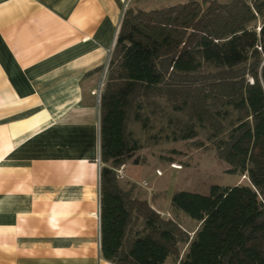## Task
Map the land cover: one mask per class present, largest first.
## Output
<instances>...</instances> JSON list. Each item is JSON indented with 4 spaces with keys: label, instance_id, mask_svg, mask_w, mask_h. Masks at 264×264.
Segmentation results:
<instances>
[{
    "label": "trees",
    "instance_id": "obj_1",
    "mask_svg": "<svg viewBox=\"0 0 264 264\" xmlns=\"http://www.w3.org/2000/svg\"><path fill=\"white\" fill-rule=\"evenodd\" d=\"M100 109V229L107 260L264 264V0L128 6ZM200 134L196 147L215 149L248 183L212 185L207 195L174 192L172 212L198 224L190 236L118 170L139 163L137 152L145 146Z\"/></svg>",
    "mask_w": 264,
    "mask_h": 264
},
{
    "label": "crops",
    "instance_id": "obj_2",
    "mask_svg": "<svg viewBox=\"0 0 264 264\" xmlns=\"http://www.w3.org/2000/svg\"><path fill=\"white\" fill-rule=\"evenodd\" d=\"M187 1L0 0V264H115L101 250L92 91L128 6Z\"/></svg>",
    "mask_w": 264,
    "mask_h": 264
},
{
    "label": "rangeland",
    "instance_id": "obj_3",
    "mask_svg": "<svg viewBox=\"0 0 264 264\" xmlns=\"http://www.w3.org/2000/svg\"><path fill=\"white\" fill-rule=\"evenodd\" d=\"M215 1L227 3L231 0ZM140 137L145 140L147 135L140 133ZM203 139L200 134L194 140L161 141L145 146L137 152L140 162H129L118 173L120 179L137 184L141 198L147 199L163 216L175 217L191 235L197 222L183 212H172L170 202L174 192L185 190L207 195L212 185L248 183L246 176L229 171V164L218 158L215 149L210 146L196 147L195 142Z\"/></svg>",
    "mask_w": 264,
    "mask_h": 264
},
{
    "label": "built area",
    "instance_id": "obj_4",
    "mask_svg": "<svg viewBox=\"0 0 264 264\" xmlns=\"http://www.w3.org/2000/svg\"><path fill=\"white\" fill-rule=\"evenodd\" d=\"M110 56V55H109ZM109 60V59H108ZM107 67H108V61H107V63L105 64V66H104V74H103V77H102V80H101V82L99 83V86L96 88V89H94L93 91H92V93H93V95H95L96 97H97V100L100 102V98H101V93H102V91H103V88H104V82H103V79H104V75H105V73H106V70H107Z\"/></svg>",
    "mask_w": 264,
    "mask_h": 264
}]
</instances>
